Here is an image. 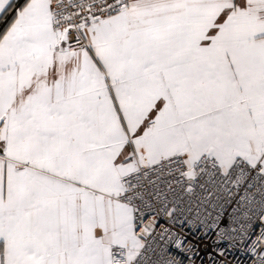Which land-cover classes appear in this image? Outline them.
Returning a JSON list of instances; mask_svg holds the SVG:
<instances>
[{
	"label": "snow or ice",
	"instance_id": "obj_1",
	"mask_svg": "<svg viewBox=\"0 0 264 264\" xmlns=\"http://www.w3.org/2000/svg\"><path fill=\"white\" fill-rule=\"evenodd\" d=\"M264 264V0H0V264Z\"/></svg>",
	"mask_w": 264,
	"mask_h": 264
},
{
	"label": "built area",
	"instance_id": "obj_2",
	"mask_svg": "<svg viewBox=\"0 0 264 264\" xmlns=\"http://www.w3.org/2000/svg\"><path fill=\"white\" fill-rule=\"evenodd\" d=\"M213 240H215V236L209 237L200 244V255L198 258L194 257L196 264H208L209 256L204 251V244L211 245ZM228 259L232 261V264H251L245 252L239 248L231 250Z\"/></svg>",
	"mask_w": 264,
	"mask_h": 264
}]
</instances>
